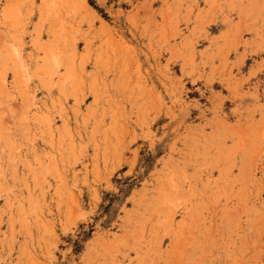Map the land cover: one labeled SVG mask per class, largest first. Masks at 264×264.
<instances>
[{"label": "rangeland", "instance_id": "1", "mask_svg": "<svg viewBox=\"0 0 264 264\" xmlns=\"http://www.w3.org/2000/svg\"><path fill=\"white\" fill-rule=\"evenodd\" d=\"M0 264H264V0H0Z\"/></svg>", "mask_w": 264, "mask_h": 264}]
</instances>
